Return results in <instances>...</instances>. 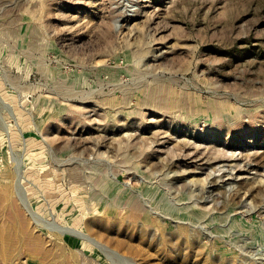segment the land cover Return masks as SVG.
Listing matches in <instances>:
<instances>
[{
  "label": "rangeland",
  "instance_id": "1",
  "mask_svg": "<svg viewBox=\"0 0 264 264\" xmlns=\"http://www.w3.org/2000/svg\"><path fill=\"white\" fill-rule=\"evenodd\" d=\"M5 187L0 264H264V0H0Z\"/></svg>",
  "mask_w": 264,
  "mask_h": 264
},
{
  "label": "bare ground",
  "instance_id": "2",
  "mask_svg": "<svg viewBox=\"0 0 264 264\" xmlns=\"http://www.w3.org/2000/svg\"><path fill=\"white\" fill-rule=\"evenodd\" d=\"M1 189L2 190H0V199L7 197V191H6L7 188L5 187V188H1ZM8 203H9L8 205H10L11 208H13L12 202H8ZM21 204H22L23 208L25 209V211H27V215L34 221V223L36 225H39V226L47 229L49 232L54 234L56 237L60 238L63 235V233L67 232L71 235L77 236L79 238H82V239H85L86 241L91 242L92 239H90V237L82 235V233H79V231H77L75 229H71V228L70 229L69 228L64 229V228L60 227L58 224H56L55 222L45 223V221L42 220L41 217H39V216L37 217L36 215H34L32 213L31 209H29V207H27V204L25 203V201H22ZM14 214H15L14 219L17 220L19 218V215H18V213L16 214L15 212H14ZM20 222H21L22 232L27 234V238L25 240L21 241L20 240L21 236H19L17 232H16V236H15V233H13L12 235L7 234V236H4V237H3V235H1V247H2V249H0V250L2 253L3 259H5V260L8 259L10 261L12 260L11 256L13 255V250H14V248H16L17 244H19V245L21 244L22 249L24 247H27V249L30 250V252H33L35 254L36 253L41 254L43 256V258L48 256L51 252H48L47 249H45L41 246V240L40 239L35 238L34 236L31 235L29 227L25 226V222H24L23 218H21Z\"/></svg>",
  "mask_w": 264,
  "mask_h": 264
}]
</instances>
